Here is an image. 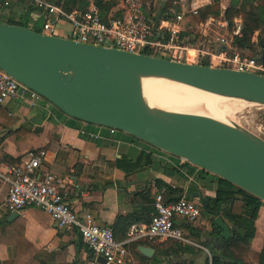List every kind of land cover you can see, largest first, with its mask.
Wrapping results in <instances>:
<instances>
[{
	"label": "crops",
	"instance_id": "crops-1",
	"mask_svg": "<svg viewBox=\"0 0 264 264\" xmlns=\"http://www.w3.org/2000/svg\"><path fill=\"white\" fill-rule=\"evenodd\" d=\"M212 1L201 0L207 6H211ZM229 2L218 0L219 15H210L202 22L194 20V17L186 18L184 34L193 46L202 43L207 50L221 49L217 36L223 33V29L219 22L224 18L222 13ZM36 19L35 13L31 14L29 20L34 23ZM62 28L59 37L66 38L70 26L64 23ZM257 35L258 31H255L252 44L256 43ZM240 50L260 55L258 49V52L256 49ZM201 61L206 65L208 56L202 55ZM0 138V152L8 156L0 157V227L6 226L8 239L15 237L12 243H0V264H28L27 259H30V264H105L89 250L76 229H58L54 220L43 210L28 206L16 217L7 219L10 214L4 209L7 184L2 175L9 164L28 161L38 150L45 153L42 171L70 180H67L65 192L66 202L73 211L79 217L90 214L97 225L109 229L118 215L137 211L145 205L135 194L156 192V181L178 190L179 199L185 198L198 205H202V202L192 197L193 193H199L204 199L215 196L216 176L204 173L184 159L128 133L117 131L111 134L107 127L66 115L43 97L33 101L8 100L1 104ZM139 160L137 169L125 163ZM185 223L175 219V224L183 232ZM191 225L203 231V235L212 230L209 219L202 215ZM255 229L250 250L260 252L264 245V202L259 208ZM185 238L190 241L184 242L189 246L185 252L173 251L171 239L140 240L129 248L131 264H141L143 258L147 264H209V248L201 244L205 237ZM24 241L32 247L23 245ZM17 244L23 245L19 250L20 255ZM140 245L151 247L154 250L152 255L147 257L140 253ZM154 257L158 258L157 261H154ZM246 257L243 255L248 264L253 263Z\"/></svg>",
	"mask_w": 264,
	"mask_h": 264
},
{
	"label": "water",
	"instance_id": "water-1",
	"mask_svg": "<svg viewBox=\"0 0 264 264\" xmlns=\"http://www.w3.org/2000/svg\"><path fill=\"white\" fill-rule=\"evenodd\" d=\"M166 1L151 23L160 20ZM259 59L264 63V44ZM0 69L66 115L128 133L264 202L263 139L205 115L151 107L143 94L145 78L155 77L264 106L263 74L85 44L3 21ZM192 197L207 211L206 199L196 192ZM214 224L221 234L212 239L220 247L231 235L229 225L221 216ZM138 250L147 257L154 251Z\"/></svg>",
	"mask_w": 264,
	"mask_h": 264
},
{
	"label": "built area",
	"instance_id": "built-area-1",
	"mask_svg": "<svg viewBox=\"0 0 264 264\" xmlns=\"http://www.w3.org/2000/svg\"><path fill=\"white\" fill-rule=\"evenodd\" d=\"M2 1L3 5L7 6L19 0ZM28 1L40 8V11L35 12L37 18L44 15L40 33L45 35H61L62 25L67 23L70 30L66 38L77 42L132 53H144V50H148L152 56L189 64L204 65L201 56L205 54L208 56L207 66L264 75V63L260 61V55H245L234 43L235 39L242 35L240 16L230 20L223 18L219 22L220 28L223 29V33L217 36L221 49L207 50L202 43L193 46L184 34L183 24L187 17L197 16L207 6V3H202L201 0L172 1L171 4H176L177 8L170 5L167 8L169 17L159 20L158 25L149 21L147 13L150 7L144 5L141 0H114L116 4L107 13L105 21L92 2L84 9L75 7L72 11L66 12L62 7L50 4L46 0ZM116 11L120 12L118 16H114ZM39 98H42L39 93L0 69V105L8 100L33 101ZM107 129L111 134L118 131L110 127ZM44 158L45 153L40 151L32 154L28 161L9 164L6 167L2 177L7 184L4 201V209L7 212L20 213L28 206L47 212L58 229L67 231L76 229L94 256L103 257L105 264H131L129 245L141 239L158 241L174 239L190 242L175 224V219L186 223L195 222L201 216L202 205L185 198L166 203L159 192L153 203L154 212L150 222L132 224L126 238L117 241L111 229L97 225L92 215L79 217L73 211L66 202L65 192V185L70 180L68 177L42 171ZM207 254L209 264H212L208 251Z\"/></svg>",
	"mask_w": 264,
	"mask_h": 264
},
{
	"label": "trees",
	"instance_id": "trees-1",
	"mask_svg": "<svg viewBox=\"0 0 264 264\" xmlns=\"http://www.w3.org/2000/svg\"><path fill=\"white\" fill-rule=\"evenodd\" d=\"M46 1L50 4H55L62 7L66 12L72 11L75 7L84 9L88 5V0ZM89 1L96 5L100 12L101 18L104 21L106 20L107 13L116 4L114 0ZM168 2L171 3L172 0H167L160 20L169 17L167 14V8L169 7V5H167ZM217 2L218 0H213V4L211 6L204 7L193 19L198 22H202L210 15H219L220 12ZM142 3L146 5L145 2ZM17 7L21 8L22 11L18 14H15L14 8ZM0 9V17H6V19L0 18V21L6 22L8 24L20 25L23 27H28L27 22L30 19L31 14L40 11L39 7L35 6L31 1L28 0H19L17 2L10 3L7 6H4L3 1L0 0ZM119 14V11L114 12V16H118ZM222 14L223 17L227 19L236 16H240L242 19V35L240 38H236L234 42L239 49H261V44H264V5L261 4L259 0H230L228 7H226ZM154 15L155 14H153L152 8H150L149 16H147L148 19H152ZM43 21L44 15H41L34 21L33 26L30 28L37 32H41ZM158 23L159 21L154 22V25H158ZM255 31H258L259 33L256 43L252 44L251 39ZM143 52L149 55L151 54L148 50H144ZM18 132L20 133L21 131L19 130ZM40 151L38 150L34 154H37ZM0 157L7 158L8 156L0 152ZM19 163L20 162H16L12 164ZM125 163L132 169H137L140 166V160L134 163L130 161H126ZM201 171L207 173L203 170ZM216 183L215 196L206 198L207 211L203 209V206L201 208V215L208 218L212 226L211 232L207 234L210 236V238L208 239L206 237L207 235H203V231L193 227L191 225L192 223L190 222L184 224L183 229L185 232L182 231L183 235L185 237L191 236L197 239L205 237L201 244L209 248L212 264H248L244 260L243 255L247 256L246 258L248 261L264 264V245L260 252L250 250L251 240L254 238L256 232L255 220L258 216L259 208L263 202L219 177H216ZM159 192L162 194L163 200L166 203L179 199L178 190L173 189L172 187H169L160 181H156V192L150 193V191H148L147 193L135 194L137 198H141L145 205L139 208L137 211L128 213L126 215H118L116 217L114 224L110 228L113 232L115 240L121 241L125 239L129 227L132 224L150 222L151 215L154 212L153 203L156 195ZM216 216H221L224 220H226L231 233L229 238L223 239L220 247H217L212 239L213 237H220L221 234L220 228L214 224V219ZM118 234L120 236H118ZM13 238L15 237L8 239L6 226L3 228L0 227V243H12ZM138 241L132 242L129 245V248ZM171 241L174 243L172 248L175 250L172 249L173 251L185 252L189 250V246L184 242L174 239H171ZM23 245L32 247L31 244L26 241H24ZM23 245L17 244V253L19 255L21 254L19 250L22 249ZM157 259V257H154V261H157ZM27 263L30 264V259H27ZM141 264H147L146 259L143 258ZM175 264L192 263L178 262Z\"/></svg>",
	"mask_w": 264,
	"mask_h": 264
},
{
	"label": "bare ground",
	"instance_id": "bare-ground-1",
	"mask_svg": "<svg viewBox=\"0 0 264 264\" xmlns=\"http://www.w3.org/2000/svg\"><path fill=\"white\" fill-rule=\"evenodd\" d=\"M201 93H205L204 101L200 99ZM143 94L145 100L151 107L161 105L165 106V109L168 111L205 115L218 119L223 123H228L244 132H248L240 128L236 123L225 121L224 117H231L230 110L227 106L231 105L236 107L247 102H252L209 93L168 79L155 77L145 78ZM201 104L209 107L212 114L205 110Z\"/></svg>",
	"mask_w": 264,
	"mask_h": 264
},
{
	"label": "rangeland",
	"instance_id": "rangeland-1",
	"mask_svg": "<svg viewBox=\"0 0 264 264\" xmlns=\"http://www.w3.org/2000/svg\"><path fill=\"white\" fill-rule=\"evenodd\" d=\"M141 1L145 2V4L147 6L152 8L153 14H156L157 10L159 8V4L162 0H141ZM172 1H175V0H172ZM259 2L264 5L263 0H259ZM168 3H167V5H169V6L173 5L175 7V9L177 8L175 6L176 4H171L172 2L169 4ZM14 11H15V14H18L19 12L22 11V9L17 7V8H14ZM0 18L6 19V17H3V16ZM230 19L231 18H229V20ZM27 25H28V27H32L33 21L28 20ZM257 37H258V35H257ZM242 53H244L245 55L253 56L252 53H247L244 51ZM204 94L205 93L200 94L201 101L205 100ZM201 105L205 110H207L209 113L212 114L209 107H207L205 104H201ZM227 107L230 110L231 117H224L225 121L227 120L230 123H236L238 126H240V128H242V129L248 131L250 134H253V135L264 140V106L247 102L245 104L238 105L236 107L231 106V105H229ZM155 108L167 110V109H165V106H161V105H159Z\"/></svg>",
	"mask_w": 264,
	"mask_h": 264
}]
</instances>
